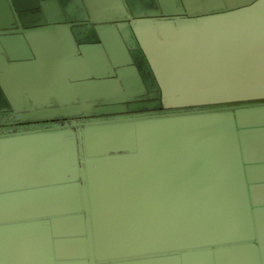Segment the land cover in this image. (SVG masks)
Returning a JSON list of instances; mask_svg holds the SVG:
<instances>
[{
  "label": "water",
  "instance_id": "1",
  "mask_svg": "<svg viewBox=\"0 0 264 264\" xmlns=\"http://www.w3.org/2000/svg\"><path fill=\"white\" fill-rule=\"evenodd\" d=\"M0 264H264V0H0Z\"/></svg>",
  "mask_w": 264,
  "mask_h": 264
}]
</instances>
